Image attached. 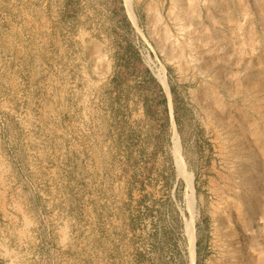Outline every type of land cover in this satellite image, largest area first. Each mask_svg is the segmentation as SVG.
<instances>
[{
  "label": "rangeland",
  "instance_id": "rangeland-1",
  "mask_svg": "<svg viewBox=\"0 0 264 264\" xmlns=\"http://www.w3.org/2000/svg\"><path fill=\"white\" fill-rule=\"evenodd\" d=\"M0 264H264V0H0Z\"/></svg>",
  "mask_w": 264,
  "mask_h": 264
},
{
  "label": "bare ground",
  "instance_id": "bare-ground-1",
  "mask_svg": "<svg viewBox=\"0 0 264 264\" xmlns=\"http://www.w3.org/2000/svg\"><path fill=\"white\" fill-rule=\"evenodd\" d=\"M160 80L163 84H165V77L163 75H159ZM168 89V88H167ZM194 249V248H193ZM194 254V253H193ZM194 256V255H193Z\"/></svg>",
  "mask_w": 264,
  "mask_h": 264
}]
</instances>
